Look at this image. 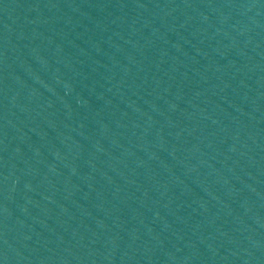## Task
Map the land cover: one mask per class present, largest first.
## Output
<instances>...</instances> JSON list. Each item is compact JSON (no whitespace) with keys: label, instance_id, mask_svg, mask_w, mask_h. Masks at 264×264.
Masks as SVG:
<instances>
[{"label":"water","instance_id":"95a60500","mask_svg":"<svg viewBox=\"0 0 264 264\" xmlns=\"http://www.w3.org/2000/svg\"><path fill=\"white\" fill-rule=\"evenodd\" d=\"M0 264H264V0H0Z\"/></svg>","mask_w":264,"mask_h":264}]
</instances>
